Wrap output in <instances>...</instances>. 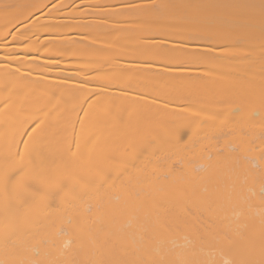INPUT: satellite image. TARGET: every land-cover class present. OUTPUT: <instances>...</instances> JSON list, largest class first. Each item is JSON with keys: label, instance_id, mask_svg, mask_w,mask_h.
I'll list each match as a JSON object with an SVG mask.
<instances>
[{"label": "bare ground", "instance_id": "bare-ground-1", "mask_svg": "<svg viewBox=\"0 0 264 264\" xmlns=\"http://www.w3.org/2000/svg\"><path fill=\"white\" fill-rule=\"evenodd\" d=\"M0 264H264V0H0Z\"/></svg>", "mask_w": 264, "mask_h": 264}]
</instances>
